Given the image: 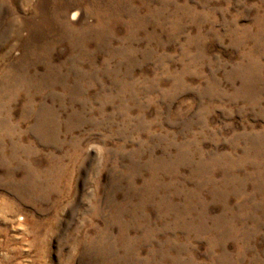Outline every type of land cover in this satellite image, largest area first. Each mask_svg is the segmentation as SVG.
Instances as JSON below:
<instances>
[{"label": "rangeland", "instance_id": "374dc122", "mask_svg": "<svg viewBox=\"0 0 264 264\" xmlns=\"http://www.w3.org/2000/svg\"><path fill=\"white\" fill-rule=\"evenodd\" d=\"M0 264H264V0H0Z\"/></svg>", "mask_w": 264, "mask_h": 264}]
</instances>
